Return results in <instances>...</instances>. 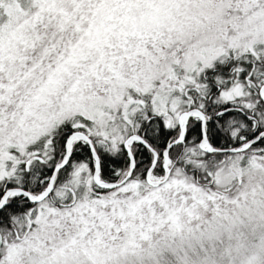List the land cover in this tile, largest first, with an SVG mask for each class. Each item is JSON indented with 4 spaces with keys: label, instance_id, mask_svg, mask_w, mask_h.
Returning <instances> with one entry per match:
<instances>
[{
    "label": "snow or ice",
    "instance_id": "snow-or-ice-1",
    "mask_svg": "<svg viewBox=\"0 0 264 264\" xmlns=\"http://www.w3.org/2000/svg\"><path fill=\"white\" fill-rule=\"evenodd\" d=\"M253 170L264 0H0V264H169Z\"/></svg>",
    "mask_w": 264,
    "mask_h": 264
},
{
    "label": "rangeland",
    "instance_id": "rangeland-1",
    "mask_svg": "<svg viewBox=\"0 0 264 264\" xmlns=\"http://www.w3.org/2000/svg\"><path fill=\"white\" fill-rule=\"evenodd\" d=\"M237 183L239 184V177H237ZM242 191L246 192L247 195L241 197L238 203H233L232 201L236 199L239 193L229 197V192H224V196L228 199L219 202V211H217V205H209L206 209L199 212L198 219L194 218L190 223H185V225L190 226H184L183 231L178 230L175 234L184 240L192 239L195 235L200 236L201 233L219 237L220 227L222 226H230L231 231L235 230V227H242L245 238H250L248 239L250 244L253 239L256 245L257 243L261 245V241L264 239V170H253L251 175L246 174ZM210 221L213 222L211 230L206 227ZM165 231L168 230L161 229V232ZM152 238L158 239L160 237L153 235ZM218 240L212 245L219 250V261L223 262L226 256L227 258L235 257L231 253L234 246L232 239L224 240L220 237ZM214 241L211 240V242ZM240 246L242 253H245L240 264H246L247 256L250 255L251 251L253 252L254 248L250 245V250H247L244 246Z\"/></svg>",
    "mask_w": 264,
    "mask_h": 264
},
{
    "label": "trees",
    "instance_id": "trees-1",
    "mask_svg": "<svg viewBox=\"0 0 264 264\" xmlns=\"http://www.w3.org/2000/svg\"><path fill=\"white\" fill-rule=\"evenodd\" d=\"M174 237V239L171 236L169 237L168 246L163 250L164 257L168 260L169 264H200L201 261L205 260L208 257L216 260L217 264H240L243 261V254H245L242 253V248L240 245L244 246L247 250H250V245H252V247L254 248L253 252L251 251L249 253L250 255L247 256L248 259L253 255L254 251L258 250L260 247L258 243L256 245V242L253 239L251 240V244L249 243L248 239L250 238H245L244 230L242 229V227H235V230L231 231L230 226H222L220 227L219 237H217L216 235L210 236L208 235V233H201L200 236L195 235L194 238L187 240H184L177 234H175ZM220 237H222L224 240H228L231 238L234 245L231 253L234 254L235 257L227 258L226 256L223 262L219 261V250L214 248V246L212 245ZM238 237H240V239H238ZM211 240L215 241L211 242Z\"/></svg>",
    "mask_w": 264,
    "mask_h": 264
},
{
    "label": "clouds",
    "instance_id": "clouds-1",
    "mask_svg": "<svg viewBox=\"0 0 264 264\" xmlns=\"http://www.w3.org/2000/svg\"><path fill=\"white\" fill-rule=\"evenodd\" d=\"M185 226L187 227V226H190V225H185Z\"/></svg>",
    "mask_w": 264,
    "mask_h": 264
}]
</instances>
